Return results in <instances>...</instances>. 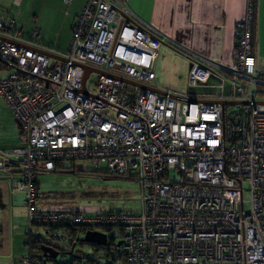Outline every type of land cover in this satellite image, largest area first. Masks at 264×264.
Instances as JSON below:
<instances>
[{
  "label": "built area",
  "instance_id": "2783aa9c",
  "mask_svg": "<svg viewBox=\"0 0 264 264\" xmlns=\"http://www.w3.org/2000/svg\"><path fill=\"white\" fill-rule=\"evenodd\" d=\"M253 15L248 0L229 65L187 53L190 88L219 81L203 94L155 81L166 40L123 0H87L63 53L0 17V97L20 141L0 151V168L20 174L12 188L24 193L29 226H58L40 233L45 245L65 243L78 228H119L115 244L97 253L103 264H264V66L253 50ZM85 160L136 180L139 210L40 207L38 173L63 161L84 171L76 161ZM17 264L37 262L26 254Z\"/></svg>",
  "mask_w": 264,
  "mask_h": 264
},
{
  "label": "crops",
  "instance_id": "0c3cea01",
  "mask_svg": "<svg viewBox=\"0 0 264 264\" xmlns=\"http://www.w3.org/2000/svg\"><path fill=\"white\" fill-rule=\"evenodd\" d=\"M123 1L166 40L159 46L153 64L157 83L158 78L162 76L157 75L155 69L168 62L170 57L185 60L188 69L187 53L229 65L233 60L235 28L237 23L245 18L248 4V0ZM86 2L87 0H0V17L5 21L13 19L14 28L19 30L23 38L31 39L35 32L34 41L39 46L63 53L70 48L73 23ZM253 10V50L264 66V0H256ZM186 77L188 78V70ZM187 90L194 92L188 84L186 89L179 91ZM0 106L11 120V117H14L12 111H7L5 101L1 97ZM15 127L17 133L16 123ZM0 144L2 151L17 146V135L14 139L6 138V141ZM3 181L0 177V182ZM38 189L37 184V194ZM38 205L60 208L42 204L41 196ZM18 257L13 258L12 264H17Z\"/></svg>",
  "mask_w": 264,
  "mask_h": 264
},
{
  "label": "rangeland",
  "instance_id": "374dc122",
  "mask_svg": "<svg viewBox=\"0 0 264 264\" xmlns=\"http://www.w3.org/2000/svg\"><path fill=\"white\" fill-rule=\"evenodd\" d=\"M168 59V62L155 69L156 74L162 76V78H158V82L175 90L186 89L188 84V78L186 77L187 62L175 57ZM95 79L96 74H91L87 80V87L92 88L95 85ZM218 83L219 81L216 78L211 77L206 84H200L192 89L196 93H211L217 90ZM5 106L7 111L10 110L11 112L6 103ZM231 110H233V107L229 106L227 111ZM13 118L11 117L10 120L0 106V142L6 141V138L7 140L9 138L14 139L15 135H17V143L20 142L19 131L17 128L16 133V122ZM10 150L11 148L3 151L8 152ZM70 163V161L62 162L66 170L56 169L38 173V194L41 196L42 204L60 208H78L87 212L139 210L140 185L136 180L98 172L87 160L76 161V166L78 168L83 167L84 171L79 169L68 171ZM101 170H106L104 164H101ZM0 177L4 179L3 182H0V263L12 264L14 257L27 254L28 245L26 244L31 234L42 233L43 227L29 226L27 210L24 205V193L15 191L12 188L13 180L21 179L20 174L13 172L12 168H0ZM245 196L248 198L247 195ZM120 232L119 228H113L107 231V236L108 238L115 237L117 240ZM79 248L85 258L97 259V254H93L92 247L88 243ZM68 259H70L69 255L59 254L57 256L59 261Z\"/></svg>",
  "mask_w": 264,
  "mask_h": 264
},
{
  "label": "trees",
  "instance_id": "16d2710c",
  "mask_svg": "<svg viewBox=\"0 0 264 264\" xmlns=\"http://www.w3.org/2000/svg\"><path fill=\"white\" fill-rule=\"evenodd\" d=\"M256 0H253V6H255ZM252 44H253V38H252ZM66 170V168L63 167L62 162H56L55 163V170ZM75 166L73 162L70 163V166L68 168V171H74ZM36 184H38L36 180ZM58 226H52V227H44L43 230L51 231V230H57ZM112 229H104L103 231H110ZM87 231V228H78V230L72 232V234L68 237V240L63 244H52V246L59 251V254L69 255L70 259L66 261H59L56 258H51L49 256H43L42 246L45 245L44 243H49L45 236L43 234H38L34 238L30 237L28 240V255L32 258H34L37 262V264H94V263H101L98 259L92 260L89 258H85L84 255H82V252L80 251V248L83 244H86L81 240L82 233H85ZM107 233V232H106ZM108 234V233H107ZM108 237V236H107ZM114 237H109L108 241L103 245H96V244H89L92 247L93 254H97L101 250H108L111 245L115 244ZM96 258V257H95ZM95 261V262H94ZM103 264V263H101ZM108 264V263H104Z\"/></svg>",
  "mask_w": 264,
  "mask_h": 264
},
{
  "label": "water",
  "instance_id": "95a60500",
  "mask_svg": "<svg viewBox=\"0 0 264 264\" xmlns=\"http://www.w3.org/2000/svg\"><path fill=\"white\" fill-rule=\"evenodd\" d=\"M43 53L47 56H52V57H59L53 54L52 52L48 50H42ZM91 71V68L86 67L84 76L82 79V83L84 84L85 78L87 74ZM222 103H234V102H225L223 101ZM81 240L85 243L89 244H96V245H103L107 242V236L104 232L98 231V230H88L85 232ZM43 251V256H49L51 258H56L59 255V251L55 249L54 247L48 246V245H43L42 247Z\"/></svg>",
  "mask_w": 264,
  "mask_h": 264
}]
</instances>
